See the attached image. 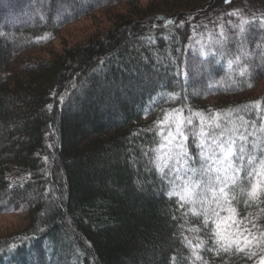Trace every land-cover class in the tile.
Masks as SVG:
<instances>
[{"label":"trees","instance_id":"trees-1","mask_svg":"<svg viewBox=\"0 0 264 264\" xmlns=\"http://www.w3.org/2000/svg\"><path fill=\"white\" fill-rule=\"evenodd\" d=\"M255 101L264 0H0V215H25L0 264H191L185 237L212 242L155 171L154 122L232 108L227 128L264 136ZM187 149L199 166L191 133ZM237 206L264 229V203ZM253 250L202 255L259 264Z\"/></svg>","mask_w":264,"mask_h":264},{"label":"snow or ice","instance_id":"snow-or-ice-1","mask_svg":"<svg viewBox=\"0 0 264 264\" xmlns=\"http://www.w3.org/2000/svg\"><path fill=\"white\" fill-rule=\"evenodd\" d=\"M247 23L243 21L242 25ZM244 32L245 28L241 26V40ZM220 36L226 38L223 31ZM240 59L237 56L235 61L229 60V68ZM239 75L251 74L244 67ZM248 86H253L251 81ZM262 103L255 101L253 105L260 109ZM237 111L209 109L187 116L183 108H174L165 110L162 118L154 122L155 135L160 138L151 149L155 171L170 185L169 198L176 197L179 207L186 208V214L201 219L212 242L209 248L199 237L197 243L185 237V246L193 257L191 264L196 261L205 264L204 250L215 251L217 255L245 253L249 259L257 255L253 249L264 252V229L256 222L258 217L253 215L249 219L241 215L237 206L239 203L246 207L264 203V136L247 129L240 132L235 126L227 128L228 123L234 125V120L229 118ZM192 117L198 118V125ZM245 123L256 128L255 122ZM259 132H264V125L259 126ZM189 133L199 148V166L187 149ZM200 230L198 227L192 229L194 232ZM259 264H264V256L260 257Z\"/></svg>","mask_w":264,"mask_h":264},{"label":"rangeland","instance_id":"rangeland-1","mask_svg":"<svg viewBox=\"0 0 264 264\" xmlns=\"http://www.w3.org/2000/svg\"><path fill=\"white\" fill-rule=\"evenodd\" d=\"M69 41V38H65ZM24 213L20 209H14L0 215V235L11 234L19 230L24 224Z\"/></svg>","mask_w":264,"mask_h":264}]
</instances>
